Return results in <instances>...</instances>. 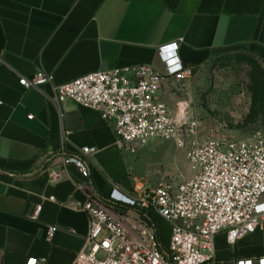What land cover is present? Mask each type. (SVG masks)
Instances as JSON below:
<instances>
[{
    "label": "crops",
    "instance_id": "1",
    "mask_svg": "<svg viewBox=\"0 0 264 264\" xmlns=\"http://www.w3.org/2000/svg\"><path fill=\"white\" fill-rule=\"evenodd\" d=\"M174 42L194 73L229 49H247L264 63V0H0V264H25L31 257L39 264L72 263L88 219L74 208L83 199L73 188L80 172L63 159L82 157L83 147L96 148L83 158L88 183L101 197L113 187L129 192L134 180L154 187L193 175L174 141L123 151L113 123L97 111L72 101L57 106L42 93L50 94V86L24 89L19 79L43 70L62 84L142 64L162 71L159 48ZM169 91L164 85L161 98L176 114ZM50 170H61L59 181L51 182ZM50 226L58 229L48 240ZM246 237L225 254L216 249L217 257L264 253L243 245ZM219 238L227 244L220 232L215 246Z\"/></svg>",
    "mask_w": 264,
    "mask_h": 264
},
{
    "label": "built area",
    "instance_id": "2",
    "mask_svg": "<svg viewBox=\"0 0 264 264\" xmlns=\"http://www.w3.org/2000/svg\"><path fill=\"white\" fill-rule=\"evenodd\" d=\"M178 48V42L159 48L162 71L142 64L95 71L62 84H54L43 70L19 79L24 89L42 92L43 86H50V94L42 93L57 106L72 101L97 111L113 123L115 143L123 151L136 152L156 139L174 141L185 150L193 171L191 177L154 187L134 180L129 192L113 187L101 197L88 183L83 158L96 148L83 147L82 157H65L63 165H75L81 175L73 188L83 199L76 200L74 208L88 219L84 245L71 264H264V253L220 259L215 246L220 232L234 248L240 239L264 228V135L257 132L240 139L203 135L185 107L172 113L161 98L162 87L172 90L194 75V68L181 61ZM49 176L55 183L61 170H50ZM40 211L41 204L35 215ZM155 217L170 227L166 247L152 222ZM57 229L48 228V240ZM39 262L31 257L25 264Z\"/></svg>",
    "mask_w": 264,
    "mask_h": 264
},
{
    "label": "rangeland",
    "instance_id": "3",
    "mask_svg": "<svg viewBox=\"0 0 264 264\" xmlns=\"http://www.w3.org/2000/svg\"><path fill=\"white\" fill-rule=\"evenodd\" d=\"M168 100L175 112L180 102L185 103L187 114L198 120L203 135L232 139L257 132L264 135V63L247 49L223 51L196 69L186 82L174 84ZM156 218L159 240L166 247L170 227ZM253 235L246 237L243 245L264 248V228ZM216 249L225 254L232 247L219 238Z\"/></svg>",
    "mask_w": 264,
    "mask_h": 264
},
{
    "label": "water",
    "instance_id": "4",
    "mask_svg": "<svg viewBox=\"0 0 264 264\" xmlns=\"http://www.w3.org/2000/svg\"><path fill=\"white\" fill-rule=\"evenodd\" d=\"M163 252H164L165 255H167V252L164 249H163Z\"/></svg>",
    "mask_w": 264,
    "mask_h": 264
},
{
    "label": "trees",
    "instance_id": "5",
    "mask_svg": "<svg viewBox=\"0 0 264 264\" xmlns=\"http://www.w3.org/2000/svg\"><path fill=\"white\" fill-rule=\"evenodd\" d=\"M148 216L150 217V215H149V214H148ZM152 222H153V223H155L153 219H152Z\"/></svg>",
    "mask_w": 264,
    "mask_h": 264
}]
</instances>
